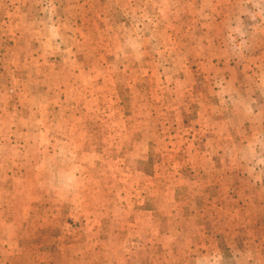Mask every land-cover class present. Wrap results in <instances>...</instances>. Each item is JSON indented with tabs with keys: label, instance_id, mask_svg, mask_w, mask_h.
Here are the masks:
<instances>
[{
	"label": "rangeland",
	"instance_id": "obj_1",
	"mask_svg": "<svg viewBox=\"0 0 264 264\" xmlns=\"http://www.w3.org/2000/svg\"><path fill=\"white\" fill-rule=\"evenodd\" d=\"M0 88V264H264V0H0Z\"/></svg>",
	"mask_w": 264,
	"mask_h": 264
},
{
	"label": "crops",
	"instance_id": "obj_2",
	"mask_svg": "<svg viewBox=\"0 0 264 264\" xmlns=\"http://www.w3.org/2000/svg\"><path fill=\"white\" fill-rule=\"evenodd\" d=\"M5 90L4 89H1L0 88V93H4ZM130 106H124V109H125V112H128L129 111V108ZM127 109V110H126ZM80 156L82 155L79 151L76 152V156ZM94 155H96V157L98 156H101L102 154L100 152H96V153H93ZM74 158H72L71 160H73V176H76L80 171L82 170H85V168H83L84 164L80 162V159L77 160V158H75V155H73ZM100 158V157H98ZM78 163H77V162ZM97 169L95 170L96 171V176H97V180L99 181V188H101V183H102V187H106L107 183H106V173H107V167L102 165L101 166V161H98V165L95 166ZM89 170V168H86ZM122 177V175H121ZM123 178V177H122ZM119 185H120V188L121 187H125V182H122L120 183L119 182ZM134 189H136V185L134 187ZM136 204L133 205V207L135 206ZM83 207V206H82ZM136 220V215L134 216V218L132 219V221ZM136 232V230H135Z\"/></svg>",
	"mask_w": 264,
	"mask_h": 264
}]
</instances>
